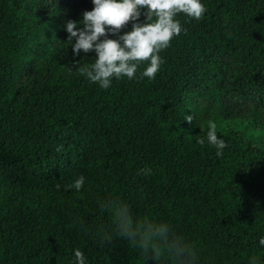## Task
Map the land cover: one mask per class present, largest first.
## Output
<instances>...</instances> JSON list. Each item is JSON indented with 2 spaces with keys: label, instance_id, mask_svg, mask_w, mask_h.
Returning <instances> with one entry per match:
<instances>
[{
  "label": "trees",
  "instance_id": "16d2710c",
  "mask_svg": "<svg viewBox=\"0 0 264 264\" xmlns=\"http://www.w3.org/2000/svg\"><path fill=\"white\" fill-rule=\"evenodd\" d=\"M200 2L199 20L174 17L154 78L131 62L105 89L79 71L95 51L74 56L66 31L92 0H0V264H76L77 248L85 264H174L103 243L108 199L169 225L189 264H264V0Z\"/></svg>",
  "mask_w": 264,
  "mask_h": 264
},
{
  "label": "clouds",
  "instance_id": "9594fccd",
  "mask_svg": "<svg viewBox=\"0 0 264 264\" xmlns=\"http://www.w3.org/2000/svg\"><path fill=\"white\" fill-rule=\"evenodd\" d=\"M92 3L93 9L83 12L80 21L66 22V31L71 45L73 38L76 40L72 45L74 56H79L81 50L84 53L95 51L97 58L91 68L81 67L79 71L105 89L110 86L113 76L133 78L137 63L131 62L150 60L143 76L154 78L162 62L158 53L169 46L173 36L181 33V24L174 17L185 13L199 20L205 12L200 0H92ZM141 9L146 10L144 21L140 20ZM153 16L156 17L154 21ZM130 21L132 30L118 35ZM109 33L118 35V39L108 38ZM101 37L104 39L100 40ZM185 120L191 123L193 116H185ZM216 133V123L209 121L207 140L218 149L216 154L220 156L227 144L218 139ZM198 143L204 144L205 141L200 139ZM140 172L148 175L151 169H141ZM84 182L85 177L81 175L70 187L79 191ZM100 206L112 215V234L104 231L103 243H111L112 235H115L138 248L144 258L150 256L158 261L166 252L174 264H189L193 256L190 246L175 236L166 223L148 217L137 218L122 201L108 199L101 201ZM259 243L264 246V238ZM74 255L76 264H85V256L79 248L74 250ZM251 264H255V259Z\"/></svg>",
  "mask_w": 264,
  "mask_h": 264
}]
</instances>
